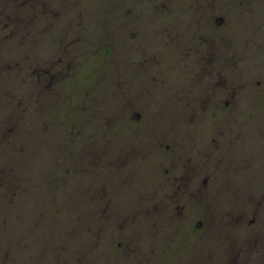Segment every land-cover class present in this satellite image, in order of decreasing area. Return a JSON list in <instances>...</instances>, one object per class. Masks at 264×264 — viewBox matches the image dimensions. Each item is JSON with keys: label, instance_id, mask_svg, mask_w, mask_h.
Instances as JSON below:
<instances>
[{"label": "rangeland", "instance_id": "1", "mask_svg": "<svg viewBox=\"0 0 264 264\" xmlns=\"http://www.w3.org/2000/svg\"><path fill=\"white\" fill-rule=\"evenodd\" d=\"M19 1L13 0L12 34L0 23V117L11 123L19 121L22 113L14 107L26 106L28 92L40 106L38 117L25 128L27 133L16 136L17 144L24 145L22 150L0 143V160L7 152V162L25 165L34 179L31 192L20 194L12 204L0 195V205L11 223L9 227L0 223V244L10 250L6 262L264 264V100L259 93L250 90L245 109L237 112L246 122L247 134L233 148L224 147L223 141L213 149L199 126L189 127L193 131L186 133V119H190L183 120L180 101L170 112L151 107L159 102V93L172 94L175 103L176 93L205 87L206 78L194 70L187 51L177 41L168 40L169 33L159 32L151 20V9L165 6V0H43L47 9L39 11L47 31L43 30L42 44L34 46L23 42L24 21L19 14L23 9L16 6ZM207 1L191 0L188 7H207ZM210 1L218 8L231 7L222 0ZM167 3L171 7V1ZM38 5V0L30 2L33 15L38 13ZM252 8L256 16L251 31L246 32L244 59L259 78L251 80L252 87L260 89L264 88V0ZM128 11L130 21L125 16ZM181 17L168 16L164 24L170 30L177 29L182 26ZM32 34L36 39L35 31ZM26 62L39 70L41 85L32 82L21 87L20 83L4 81L8 77L26 80ZM12 63L18 65L9 75ZM64 71L69 72L67 78L47 97V90L56 86L57 75ZM44 99L50 100L46 111ZM126 100L138 101L144 112L135 108L119 113ZM207 112L212 111L198 115V125L211 119ZM136 113L138 119L133 117ZM112 114H122L129 124L111 123L107 127L104 117L115 119ZM161 119L174 122L173 133L160 137V143H173L175 152L200 160L209 158L205 165L217 168L219 182L213 200L214 206H219L207 209L217 228L201 238L183 220L166 223L169 219L162 217L168 214L162 209L151 221V208L139 206L143 211L138 213L130 204L134 194L160 182V153L151 144L156 135L151 121ZM215 122L229 124L233 118L217 115ZM243 141L245 145L240 146ZM240 150L250 157L244 164L230 157ZM162 151L173 152L165 145ZM169 162L165 159L163 172L166 167L171 169ZM100 187L108 192H104L105 198L95 195ZM171 188L170 183L166 185L167 190ZM107 197L122 205V226L115 221L117 208L101 205ZM204 210L189 209L188 213L197 217L194 224ZM135 215L140 220L127 223Z\"/></svg>", "mask_w": 264, "mask_h": 264}, {"label": "flooded vegetation", "instance_id": "2", "mask_svg": "<svg viewBox=\"0 0 264 264\" xmlns=\"http://www.w3.org/2000/svg\"><path fill=\"white\" fill-rule=\"evenodd\" d=\"M31 1L32 0H23V10L19 13L21 15V21H24L22 39L26 45H34L35 43L39 45V43L42 44L43 42L44 21L40 15L43 9V0H38L39 5L38 9H36L38 13L34 15L29 10L32 9V6H30ZM167 1L168 0H165V6L151 9V20L155 22V26L159 32L165 31L169 33L170 39L168 40L177 41L179 44L178 46L182 47L184 51H187L186 56L191 58L193 60L191 62L195 64L194 70H199L197 74L206 78L205 87L201 88V90L176 93L175 103L172 102V94L168 97V95L163 96L159 93L156 95L159 97V102L151 107H155L154 109H158L159 111L167 110L170 112L177 109V101H180L178 108H181L180 111L183 120H185L187 116H189L190 119H186L188 121V125H186L187 134H191L193 131V129H189V127L194 128L196 125L203 131V137L206 139L208 146L211 145V147L215 149L214 147L217 146L218 148V145L224 141V143H226L223 144L224 147L228 146L233 148L237 144L236 142L241 141L240 138L245 133L247 134L248 131L246 122L240 119V114H237V112L245 109L244 107L247 105V101L250 97L249 91L258 92L259 96L264 100V88L254 89L252 87L251 80L259 78L254 77L249 69L251 66L244 59L246 55L244 49L247 48L246 37H248L246 32L251 31V25L256 16L252 6H258L261 0H222V3L230 5V8H218L214 5L215 3L210 0L205 3L207 7L202 8L188 7V3H190L191 0L186 3L183 1L180 2V0H170L171 7H169ZM174 3L179 4V6H172ZM191 4L195 5L193 3ZM39 9L41 11H39ZM129 14H131V12L128 11L125 16L129 17ZM172 15L182 16V26H179L177 29L171 28L172 30H170L169 27L164 24V20ZM12 16V0H4L3 2L0 0V23L5 25L4 28L7 29V33L10 35L12 34L10 31ZM130 19L129 17V21ZM34 31L36 33V39L33 38L32 32ZM152 96L151 92V99L153 98ZM167 101L169 103H166ZM105 108L114 113L110 107ZM135 108L141 109V111L144 112L138 101L130 100H126L123 107L120 108L118 112L123 114L126 111L135 110ZM206 110L212 111L211 113L207 112L211 119L205 120V122L202 121L200 122L201 124L198 125L196 123V118L200 113H205ZM122 114L120 116H122ZM217 115L218 117L231 116L233 122L229 124L227 122L217 123L215 122ZM112 116H114L115 119H111V121L104 120L106 124H129L126 119L118 115L112 114L111 117ZM133 117L138 119L140 115L136 113L133 114ZM145 120L146 118L140 121L137 127ZM172 122L174 121L167 119L151 121V123H153L151 131L152 133H156L153 142L151 139V144L153 143L154 148H157L160 153V161L157 162L158 164L161 163L159 168L160 182L158 184V181L153 183V188L149 185L145 187L143 191L134 194L135 198L133 199V203H129L133 204V208L137 210L138 213L143 211L139 206L142 208H151V221L155 220V212L162 209L168 214L162 217L164 219H169L166 223H174L176 220H183L182 223H186L189 230L194 233L195 236L197 235V237L200 236L201 238L204 234H208L209 232L213 233L215 228H217L207 210L219 206V204L214 206L216 202L213 200V194L219 182L216 174L217 168L215 166L211 167L205 165V163H208L209 158L200 160L198 157L190 154L175 152L173 143L166 145L158 141L160 137L165 138L173 133L171 130ZM11 125V121L4 117H0V126L6 128L5 133L10 130ZM238 144L244 146L245 141ZM163 145H165L167 149H172L173 152H163ZM93 148H95V146ZM230 157L234 160H239V162L243 164L246 163L247 158H250L247 157L246 152L242 154V150L236 153L233 152L230 154ZM120 158L122 159L123 157ZM165 159L170 160L169 164L171 169L166 167L165 172H163L161 167L164 166ZM125 160L124 164H126ZM175 167L176 170L173 172ZM242 167L243 166H238L237 169ZM207 176H210V178H207ZM169 183L172 186L171 190L166 189V185ZM104 192L108 193L105 188L100 187L95 195H104ZM194 198L197 199L194 201ZM100 202L104 207L115 206L117 208L115 221L119 224V220H122L121 215L124 212L122 205H119V201L114 197L111 199L107 197L106 200H101ZM191 207H193V211L194 207L205 208L203 215L198 218L196 224H194V222L197 217L194 216V212L188 213ZM180 209L183 210L180 211ZM5 214L4 212L0 219H3V223H8L9 218ZM139 220L138 216L135 215L127 223ZM119 225L122 226L121 223ZM102 232L100 228L99 233L101 234ZM99 239L101 242L103 237L101 236ZM2 247V244H0V250ZM4 248L10 252L8 248ZM0 252H2V250ZM8 252H6V254ZM6 261L7 259L0 254V262L7 263ZM13 261L16 260L14 259ZM46 262L49 264L47 260ZM18 263L24 264L22 261ZM88 264H91V261H89Z\"/></svg>", "mask_w": 264, "mask_h": 264}, {"label": "trees", "instance_id": "3", "mask_svg": "<svg viewBox=\"0 0 264 264\" xmlns=\"http://www.w3.org/2000/svg\"><path fill=\"white\" fill-rule=\"evenodd\" d=\"M22 1L23 0H20L19 4H17L16 6L21 5L23 7ZM26 3H27V1H26ZM44 4H45V2L43 3V8L47 9V7H45ZM12 6H13V0H12ZM11 25H13V23H11ZM44 31L45 32L47 31V29L45 28V25H44ZM30 46H32V45H30ZM54 61H55V59H54ZM57 64H58V62L56 61L55 65H57ZM17 65L18 64H16V63L15 64L12 63L9 65V67H10L9 68V70H10L9 75H11L10 73L12 72V67L17 66ZM23 65L27 71V79L26 80L19 82L18 80L15 81L14 78L8 77L4 81H8L9 83L11 81V82H14V84L20 83L19 85L21 87L24 85L30 86L32 82L37 83V85L38 84L41 85L42 84L41 82L43 79L40 76L39 70L37 69L38 70V72H37V71H35V69H32L33 68L32 64L28 63V62L23 63ZM68 73L69 72L64 71V72H61V74L57 75L56 86L55 87L52 86L53 88L51 90H47V93H46L47 97L50 98L51 96H53L55 94L54 93L55 89H59V87L62 85L63 81L65 80V78H67ZM39 81H40V83H39ZM32 94L33 93L28 92V94H27L28 98L24 99L26 102V106L20 107V105L15 104L16 106L14 107V110H17L18 108H20L18 114L22 113V115L19 116V117H21L20 118L21 121L20 120L17 122L13 121L12 125L10 126V130L6 133H5L6 128H2L0 126V143H3V144L7 143L8 146H11V145L14 146V148H16V149H14L15 151L22 150V148L24 146L23 143L17 144L16 136L18 137L19 135H25L27 133L26 132L27 130L25 128H27V126H29V123H31L35 119V117H38L36 112H37L38 106H40V103L36 102V100L34 98L35 96H33ZM47 97H46V99H47ZM45 102L46 101L44 99L43 104ZM49 104H50V100H49V102H46V106L44 108V111H46V107ZM27 112L28 113L32 112L33 115L32 114L28 115ZM25 114L27 115L26 117L24 116ZM104 120L111 121V118H109V116H105ZM107 125H108L107 127H110V124H107ZM1 130H3V132H1ZM22 130H23V132H21ZM8 156H9V154L7 152L3 153L4 158L2 159V161L0 160V193H1L0 195H1V197H5L8 200V202L10 204H12V203L18 201L17 199H18L20 194H22L24 196V195H27L28 193L31 192V185H32L31 182L34 179L32 176L33 173L31 171H28L25 165L19 164V163L7 162ZM3 213H4V209L0 205V218H2ZM0 221H1L0 222L1 224L7 225V227H9L11 224V223H9V221H8V223H3L2 222L3 219H0ZM4 249H1L2 250L1 253H2L3 257H5L6 252H8L6 249L5 250ZM0 264H8V263H1L0 262Z\"/></svg>", "mask_w": 264, "mask_h": 264}]
</instances>
